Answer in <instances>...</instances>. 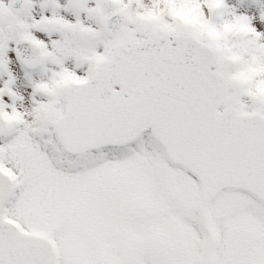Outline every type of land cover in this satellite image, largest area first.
<instances>
[{"label": "snow or ice", "instance_id": "obj_1", "mask_svg": "<svg viewBox=\"0 0 264 264\" xmlns=\"http://www.w3.org/2000/svg\"><path fill=\"white\" fill-rule=\"evenodd\" d=\"M0 264H264V0H0Z\"/></svg>", "mask_w": 264, "mask_h": 264}]
</instances>
